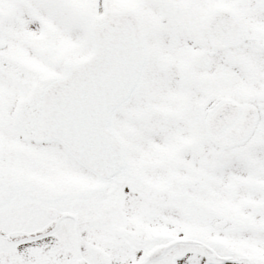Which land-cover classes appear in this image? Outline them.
Wrapping results in <instances>:
<instances>
[{
    "label": "snow or ice",
    "instance_id": "1",
    "mask_svg": "<svg viewBox=\"0 0 264 264\" xmlns=\"http://www.w3.org/2000/svg\"><path fill=\"white\" fill-rule=\"evenodd\" d=\"M0 264H264V0H0Z\"/></svg>",
    "mask_w": 264,
    "mask_h": 264
}]
</instances>
